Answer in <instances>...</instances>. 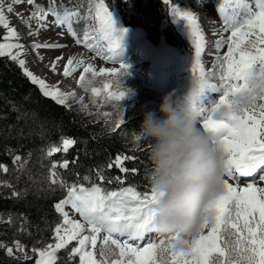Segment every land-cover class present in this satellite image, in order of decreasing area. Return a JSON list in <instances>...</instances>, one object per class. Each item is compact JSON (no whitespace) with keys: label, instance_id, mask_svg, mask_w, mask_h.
<instances>
[{"label":"snow or ice","instance_id":"snow-or-ice-1","mask_svg":"<svg viewBox=\"0 0 264 264\" xmlns=\"http://www.w3.org/2000/svg\"><path fill=\"white\" fill-rule=\"evenodd\" d=\"M25 0H11L7 4V12L12 13L13 4H20ZM34 7L30 19L38 22L45 21L49 15L55 18L57 27H65L76 44H83L85 48L101 55L112 63H119V69H101V75L107 74L109 80L115 79L117 84H122V77L127 74L128 66L116 59L120 48V37L116 34L114 21L106 0H84L83 4L68 7L63 0H48L45 8L39 0H26ZM199 2V0H197ZM170 5L174 18H183L186 22L189 35L195 45V60L192 63V76L202 83V99L197 107V115L203 129L209 133L219 144L223 153V179L222 192L208 206L210 219L206 220L199 233L191 238L184 239L179 235H171L167 241L153 238L157 233L152 228L154 212L152 205L157 194L153 191L143 193L134 186L122 187L119 190H108L99 184L90 186L52 179L51 184H59L66 189L65 198L54 205L56 212L61 216L62 222L53 230V244L43 249H33L39 253L36 264H57V253L65 249L71 241H77L68 254L69 260L79 257V264H109L106 259L97 260L94 252L88 251L90 244L96 248L98 237L103 233L100 256L106 258L104 245L114 246L118 259H113L110 264H161L158 254L164 251L165 246L170 248L171 261L169 264H264V188L257 187L258 182H264V89L255 97L249 107L239 113H232L225 119L216 117L221 107H231L232 97L244 89L249 77L256 73L264 78V0H228L217 8L223 29L222 33H230L227 37L223 34L214 43V64L211 72H205L200 61L204 51L205 40L197 23L194 12L182 11L176 7L172 0H165ZM4 0H0V27L6 30V41L13 38L19 39L17 30L9 26L4 13ZM62 9V10H61ZM86 9V16L82 17L81 10ZM91 17L98 27L89 30L87 27L82 33L74 28V22ZM73 18H76L74 21ZM27 23L26 21H22ZM29 31V35H33ZM215 35V33H214ZM106 42V43H105ZM227 51L222 55L220 50L225 47ZM35 49H61V44L33 43ZM106 52L101 53V49ZM13 49H17L13 52ZM23 45L19 43H0V58L7 57L23 70L24 75L33 85H36L44 97L50 98L56 104L70 108L69 100L74 98V93H65L56 85H49L44 79L35 76L25 67V60L20 59V50ZM57 57L52 62L51 71H56ZM81 64L83 61L80 62ZM74 65V60L69 57L63 76L68 77L71 72L69 66ZM75 70L74 68L72 69ZM95 71L91 65L84 67V73ZM209 77H215L213 83ZM81 81L84 75H81ZM111 84H105L109 89L107 99L122 101L126 91L112 92ZM93 95H99L100 89L93 88ZM215 94V95H214ZM261 101L257 103V101ZM119 119L115 128L124 124L123 108L117 113ZM18 116L17 119H21ZM115 130V129H113ZM136 141H142L138 135ZM76 141L72 138H62L60 146H51L47 155L57 152H67ZM21 159L13 157V162ZM135 155L118 154L115 160L107 167H115L123 174H136V168L125 167V161H135ZM68 167L65 161L60 165ZM56 164L50 169V176H55ZM0 171L7 172L6 165L0 164ZM100 180L104 176L98 172ZM84 180L89 177L85 176ZM126 176H116L108 179L123 184ZM231 181V182H230ZM243 185V187H241ZM4 186L8 187L6 183ZM19 194L15 191L13 196ZM65 205L79 214L83 223L70 219L64 211ZM10 222V220H9ZM208 229L207 234L204 230ZM87 232L88 235L84 233ZM235 236V243L231 240L222 245L224 234ZM158 234V233H157ZM15 251L22 253L20 258L31 259L24 251L25 246L19 241L14 242ZM5 248L6 254L14 255L12 247L0 244ZM190 257V259H189Z\"/></svg>","mask_w":264,"mask_h":264},{"label":"trees","instance_id":"trees-1","mask_svg":"<svg viewBox=\"0 0 264 264\" xmlns=\"http://www.w3.org/2000/svg\"><path fill=\"white\" fill-rule=\"evenodd\" d=\"M39 2L47 8L48 0ZM172 2L176 6L188 3L187 0ZM83 3L84 0H63L70 8ZM106 3L124 28L142 30L155 49L169 46L183 54L194 52L170 17V5L165 0H106ZM81 15H87L86 9L81 10ZM82 20L73 25L79 33L83 32ZM4 35L5 29L0 27V42ZM143 66L146 74L160 72L159 66L149 59ZM69 104L70 108H65L44 97L17 63L7 57L0 58V164L8 168L7 172L0 171V244L9 247L19 241L32 250L31 259L25 260L15 255L10 257L5 248H0V264H33L38 257L33 249H43L55 242L53 230L62 218L54 205L65 198L66 189L60 188L58 183L51 184L53 163L57 181L85 187L95 183L108 190L129 186L141 193L151 190V142L143 138V142L135 140L144 113L148 111L133 113L120 128H115L80 104ZM18 116L22 118L18 120ZM62 138H72L76 143L67 152L48 156L47 150L60 146ZM118 154L137 157L135 161H125V167L138 170L136 174H123L115 167H107ZM14 156L21 159L14 163ZM65 161L68 167H60ZM98 172L104 180L99 179ZM85 176L89 179L84 180ZM116 176H126L124 183L107 182ZM5 183L10 186H4ZM14 191L19 195L13 196ZM226 242L224 234L221 243ZM73 247L74 244H70L57 253V264H79L78 256L68 258ZM115 257L118 255L106 256L108 261Z\"/></svg>","mask_w":264,"mask_h":264},{"label":"rangeland","instance_id":"rangeland-1","mask_svg":"<svg viewBox=\"0 0 264 264\" xmlns=\"http://www.w3.org/2000/svg\"><path fill=\"white\" fill-rule=\"evenodd\" d=\"M10 2L11 0H4V13L9 26L17 30L19 39L13 38L6 41L4 39V36L7 35L5 30V35L0 43H19L23 45V49L20 50L22 54L19 58L25 60V67L35 76L44 79L47 84L56 85L59 82V87L63 92L74 93L75 96L69 100V103L80 104L86 111L115 125L120 118L117 113L121 108H123V119L125 120L133 113L156 111L159 108L163 95L173 90L180 94L187 89L188 81L192 77L191 69L192 63L195 60V45L190 38L186 22L183 18H174L172 12L170 16L173 22L183 32L188 42H190V46L194 48V53L182 54L178 50L168 46L155 49L144 37L141 30L123 28L120 22H118L119 19L110 11L113 17L114 27L117 30L116 34L120 37V48L116 59L128 66L127 74L122 77L123 83L117 84L114 78L109 80L106 73L101 75L100 70L119 69V63H112L108 59L101 58V55L85 48L83 44H76L75 39L68 34L66 26L57 27L54 23L55 18L51 15L45 21L41 22H38L34 18L30 19L29 17L34 11V7L29 5L26 0L20 4L14 3L12 13H8L7 4ZM187 2L185 5H177L176 7L182 11L194 12L196 14L197 23L205 40L204 51L201 53L200 61L205 72H211L215 62V40L219 39L221 34L225 37L230 35V33H222V19L217 11L218 6L227 3L228 0H199V2L187 0ZM73 19L74 21L76 20V18ZM22 21H26L27 23H23ZM80 27L84 31L86 27L92 30L98 27V25L91 17H87L82 20ZM29 31L34 34L29 35ZM33 43H56L64 45L65 47L61 49L40 48L34 50L31 47ZM12 51L16 52L17 49H13ZM226 51L227 48L225 46L220 50L219 54L222 55ZM104 52H106V48L101 49V53L103 54ZM60 56H63V59L57 61L56 71H51L52 62ZM69 57L74 60V65L69 66L71 74L65 77L63 76V72ZM147 59L153 65L159 66L160 72H157L156 75L158 74L157 76L163 77H157L152 73H145L143 62ZM165 60L167 63L164 62ZM81 61H83L82 64L80 63ZM87 65L92 66L95 75L92 72L84 73V67ZM73 68L75 69L74 71L72 70ZM82 74L84 75L83 81L80 79ZM209 79L213 83L217 82L215 77H209ZM158 83L161 85L164 84V86L156 85ZM105 84L112 85L110 89L112 92L127 90L125 98L122 101L107 99L109 89L104 88ZM93 88L100 89V94L93 95ZM260 102L259 100L257 101V103ZM51 178L56 179V175L54 177L51 176ZM256 186L264 188V182H258ZM64 211L68 213L70 219L83 223L82 218L71 208V205H65ZM207 232L208 229H205L204 234H207ZM84 234L88 235L87 232ZM103 235V233L99 235L95 249L89 244L87 250L94 252L97 260L106 259L110 264L107 258L100 256ZM152 235L156 240L164 239L165 241L171 236L159 233ZM191 238L184 239L191 240ZM225 239L226 241L231 240L233 244L235 243V236H229L225 233ZM70 244H74V247L78 246L77 241H71ZM9 247L14 249L15 256H22L21 252L15 251L14 244ZM103 247L106 248L107 254L110 256H115L116 252H118V250L114 249V246L104 245ZM24 251L28 257L32 254V250L24 248ZM171 251L170 248L165 246L164 251L158 254V259L161 261V264H169L171 261ZM37 259H39V253ZM114 259H118V257ZM33 264H36V261Z\"/></svg>","mask_w":264,"mask_h":264},{"label":"clouds","instance_id":"clouds-1","mask_svg":"<svg viewBox=\"0 0 264 264\" xmlns=\"http://www.w3.org/2000/svg\"><path fill=\"white\" fill-rule=\"evenodd\" d=\"M262 89L264 78L253 73L232 97L231 107H221L216 117L241 112ZM202 92L201 81L192 76L186 91L168 92L156 111L144 113L137 131L151 142L150 187L157 194L151 226L159 234L197 235L210 219L208 206L222 192L223 153L201 126L196 111Z\"/></svg>","mask_w":264,"mask_h":264},{"label":"bare ground","instance_id":"bare-ground-1","mask_svg":"<svg viewBox=\"0 0 264 264\" xmlns=\"http://www.w3.org/2000/svg\"><path fill=\"white\" fill-rule=\"evenodd\" d=\"M164 62L167 63L166 60Z\"/></svg>","mask_w":264,"mask_h":264}]
</instances>
